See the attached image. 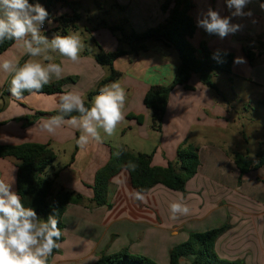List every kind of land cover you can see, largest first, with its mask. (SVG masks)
I'll list each match as a JSON object with an SVG mask.
<instances>
[{
	"label": "crops",
	"instance_id": "1",
	"mask_svg": "<svg viewBox=\"0 0 264 264\" xmlns=\"http://www.w3.org/2000/svg\"><path fill=\"white\" fill-rule=\"evenodd\" d=\"M165 2L29 0L48 11L52 23L46 20V29L42 31L49 40L54 35L75 33L84 44L78 62L58 52L49 53L53 57L51 61H45L42 56L31 59L44 64H61L63 78L53 77L51 83L74 78L75 82L67 84L64 91H77L86 99L87 94L108 76V70L94 57L99 48L106 52L129 51L143 44L131 46L121 42V33L113 32L110 27L120 26L127 34L132 31L141 34L160 27L168 20L173 7L163 11ZM189 2L192 5L189 15L196 25L189 44L197 56L202 57L200 47L206 44L211 52L231 53L234 59L243 57L244 62H233L232 75H227L228 87L216 82L218 90L210 89L197 75H193L190 82L193 90L176 87L170 95L160 131L152 127V112L144 105V98L152 86H169L176 77L179 53L165 43L149 40L144 43L147 51L124 55L115 61L114 69L121 73L118 82L127 93L123 109L125 120L118 124L112 136L101 129L102 142L93 141L86 147L77 144L81 133L70 126L57 129L54 135L41 130V118L47 117L42 114L56 110L57 95H27L23 101L6 96L3 91L11 76L0 71V145H49L57 161L48 174H58L57 185L84 197L82 204L69 206L63 217V241L51 264H94L100 255L115 254L120 247L150 259L169 256L170 250L179 245L177 237L181 236L183 243L190 233L225 225L227 229L216 244L217 254L224 259L244 260L245 264H264V165L252 167L242 176L234 162L236 153L246 156L253 166L264 159V125L260 136L250 119L255 112L252 105L255 102L262 105L264 100L261 0H254L245 9H251L253 17L233 18L232 22L241 24L242 28L223 39L198 27L197 20L209 7L222 16L229 15L224 0ZM79 8H85V13ZM75 16H78L74 23L77 28L73 29V23L65 24L64 21ZM89 16L94 21L87 22L82 31V18L90 19ZM104 16H110L108 20L112 23L108 24ZM244 49L254 54L253 62ZM29 58L16 42L0 54V60L19 59L20 64ZM220 77L216 76V80ZM240 107H245L243 114H239ZM132 116H141L143 122L138 123ZM186 141L198 149L200 166L185 191H172L158 185L142 192L145 200L141 202L133 199L137 191L131 186L128 173L122 171L111 181L107 204L101 207L94 204L95 176L109 161L112 148L125 147L135 154L152 155L153 166L166 167L176 161L178 147ZM12 177V187L16 191L17 161L0 158V179L10 181ZM175 201L186 203L190 213L171 219L169 205ZM181 264H191V260H182Z\"/></svg>",
	"mask_w": 264,
	"mask_h": 264
},
{
	"label": "trees",
	"instance_id": "2",
	"mask_svg": "<svg viewBox=\"0 0 264 264\" xmlns=\"http://www.w3.org/2000/svg\"><path fill=\"white\" fill-rule=\"evenodd\" d=\"M171 5L173 7L166 23L160 27L149 29L144 33L137 34L132 31L127 34L120 26L110 27L113 32L121 33L119 38L121 42L125 41L131 46L135 43L143 44L131 48L129 51L119 49L115 52H106L99 48L94 57L101 67L108 70V76L87 94L85 99L86 107H91V100L98 94L101 87L121 78V73L114 69L115 61L124 55L147 51L148 48L144 43L149 40L159 41L174 47L178 51L180 58V65L173 83L169 86H152L144 98V105L152 112V127L156 130L160 131L162 128L170 95L176 87L180 86L186 90H193L190 82L193 75H197L204 86L218 90L215 84V76L219 73L232 75L233 54L211 52L206 44H202L200 47L202 57L199 58L195 49L189 44V39L196 32L195 22L189 15L192 7L189 0H166L162 7L163 11H167ZM77 17L75 16L64 22L65 24H68V22L73 23L72 28L76 29L77 27L74 23L78 21ZM63 19H60V21H63ZM14 44L15 41L12 40H5L0 43V54L6 52ZM217 53V59H213V55ZM244 53L250 62H253L254 54L248 49H244ZM10 80L5 86L3 94L12 97L8 91ZM74 82V78H69L50 83L42 89V93L45 95H56L64 92V87L67 84ZM23 95L25 97L29 93L24 92ZM261 104L264 107V100ZM42 115L49 117L59 115V113L55 110ZM71 115H78V113L74 112ZM132 117L138 123L143 122L141 116ZM68 118L65 117V119ZM0 158H13L17 161L16 191L21 196L24 205L34 208L38 215L44 219H47L49 214L56 215L59 221L58 226L63 233L65 229L63 217L68 207L82 204L84 197L57 185L58 174H48V169L52 168L57 161V155L53 149L49 145L40 143L0 145ZM129 162L136 165L135 170L127 167ZM234 162L242 176L249 173L252 167L264 165V159H262L256 166H253L246 156L239 153L234 155ZM199 166L198 149L187 141L178 147L176 161L170 162L166 167L153 166L152 155L135 154L125 147L112 148L109 161L96 173L93 202L99 207L107 204L111 181L122 171L128 173L130 184L137 192L142 193L158 185L172 191H185L188 182L197 175ZM226 229L227 226L225 225L206 232L190 233L185 242L170 250L169 264H181L182 260H191V264H245V262L240 260L221 258L217 254L216 244ZM62 241L63 234L58 243L60 244ZM58 250L59 248L53 250V254L47 259V264H51ZM94 264L156 263L147 257L132 254L128 249H123L119 253L100 255Z\"/></svg>",
	"mask_w": 264,
	"mask_h": 264
},
{
	"label": "clouds",
	"instance_id": "3",
	"mask_svg": "<svg viewBox=\"0 0 264 264\" xmlns=\"http://www.w3.org/2000/svg\"><path fill=\"white\" fill-rule=\"evenodd\" d=\"M254 0H224L230 14L222 16L219 11L208 8L198 18L197 26L209 34H216L221 39L240 31L242 25L233 23V18H251V9L245 11ZM264 11V0L259 2ZM51 25L48 11L39 3L29 0H0V43L5 40L15 41L22 48L23 54L30 58L22 65L19 59L0 60V71L11 76L9 92L16 100L29 95L43 94L42 89L52 82L53 77L63 78V68L59 63H41L31 59L43 57L51 61L49 53L58 52L72 62H78L84 44L79 35H54L51 40L44 35L42 28L45 21ZM218 53L213 55L217 59ZM243 57H236L234 63H243ZM2 87V85H0ZM58 97L56 111L59 115L42 117L40 128L54 135L56 130L67 125L81 134L77 144L88 146L91 142H102L100 130L112 136L122 121L127 93L118 81H113L99 89L91 100V107L85 106V98L77 91H64ZM78 115H71L72 113ZM65 117H69L65 119ZM128 168L135 170L136 165L129 162ZM14 179H0V264H47L53 250L60 247L62 236L56 215L49 214L47 219L40 217L32 207H26L21 196L13 190ZM133 199L143 202L144 195L134 192ZM171 219L186 216L189 206L181 201L170 203Z\"/></svg>",
	"mask_w": 264,
	"mask_h": 264
},
{
	"label": "rangeland",
	"instance_id": "4",
	"mask_svg": "<svg viewBox=\"0 0 264 264\" xmlns=\"http://www.w3.org/2000/svg\"><path fill=\"white\" fill-rule=\"evenodd\" d=\"M94 6H95V4H93ZM93 9V12H96V10L94 9V8H92ZM85 8H79V11L81 12V13H85ZM93 15H95V13H93ZM104 17H107L106 18V20H107V22H108V24L110 23H112V21L111 20H108V18L110 17V16H104ZM89 18L90 19H87V17H84V18H82V21H81V23H80V27H81V30L82 31H84V26H85V24L87 23V22H91V23H93V21H94V19H92V17L91 16H89ZM125 29L126 30H128L127 32H129L130 31V29L125 25ZM130 34V33H129ZM123 46H125V44L123 43ZM220 74V75H219ZM219 74H217L216 76H221L220 78H218V81L216 80V76H215V83L217 82V84L219 83H221V86L222 87H228V83H227V75L226 74H224V73H219ZM261 101V100H260ZM245 108V107H244ZM243 107H240L239 108V114H243V109H244ZM246 108H248V107H246ZM252 109L255 111L254 113L252 112V114L253 115H250V119L252 120V121H254V127H255V129L256 130H258L257 131V133L256 134H258V135H260L261 136V128H262V125H264V108H263V106L262 105H260L258 102H255L253 105H252ZM263 110V111H262ZM244 123H246L245 121H244ZM247 124H249V125H251V123H247ZM56 164V163H55ZM54 164V165H55ZM51 170V168H49L48 169V171H50ZM177 236H175V238H176ZM181 236H179V237H177L176 239H178L177 240V242L179 243V245L180 244H182V242H181ZM164 242V241H163ZM124 243V242H123ZM122 244V242L120 243V245ZM119 246H117V248H118ZM119 249V252L121 251V249H122V247H120V248H118ZM119 252H117V253H119ZM141 256H144L143 254H141ZM144 257H146V256H144ZM150 259V258H149ZM151 260L153 261V262H155L156 264H169V256H167V254H166V256L164 255V257H159V258H157L156 256L155 257H153V258H151ZM241 261H243V262H245L244 260H241Z\"/></svg>",
	"mask_w": 264,
	"mask_h": 264
},
{
	"label": "built area",
	"instance_id": "5",
	"mask_svg": "<svg viewBox=\"0 0 264 264\" xmlns=\"http://www.w3.org/2000/svg\"><path fill=\"white\" fill-rule=\"evenodd\" d=\"M58 2H65L66 0H57ZM46 29V24L43 25V28L42 30H45ZM262 53L264 54V49L262 51Z\"/></svg>",
	"mask_w": 264,
	"mask_h": 264
}]
</instances>
